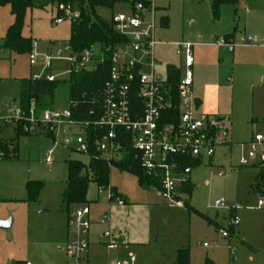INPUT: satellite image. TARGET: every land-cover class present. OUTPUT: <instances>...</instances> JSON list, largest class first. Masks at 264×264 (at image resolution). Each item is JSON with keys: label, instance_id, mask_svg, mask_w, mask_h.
<instances>
[{"label": "rangeland", "instance_id": "1", "mask_svg": "<svg viewBox=\"0 0 264 264\" xmlns=\"http://www.w3.org/2000/svg\"><path fill=\"white\" fill-rule=\"evenodd\" d=\"M148 1L156 8V40L164 44L155 48L156 72L162 77L166 76L168 68H175L173 65L180 67L183 61L176 55L177 50L167 44L188 43L197 37H203L204 41L211 34L222 37L212 41L222 47L224 60L213 70L219 89L212 92L203 88L201 91L207 95L209 103L219 107L222 112L214 115L202 110V113L230 117L227 125L229 136L226 144L217 148L214 158L203 159L202 164L193 169L190 179L195 190L186 201L206 218L217 220L226 230L209 225L205 219L189 213L185 207L173 206L153 187L142 188L136 175L112 168L110 186L129 201L118 221L128 239L133 240L134 245H141L134 246L131 251L140 258L141 264H167L175 252L183 248L190 250L193 264H205L207 259L216 264H229L232 257L238 259V264H264V207H259V201L264 200V196L253 193L250 188L259 159L252 161L248 167H240L241 157L248 153L245 149L247 144L256 136L264 138V0H238L237 6L224 5L219 23L214 21L211 13L212 0ZM58 7L59 3L44 9L29 10L26 14L22 35L37 42L35 51L41 54L37 65L32 67L30 54H18L2 47V40L14 18L9 6H0L2 117L7 116L9 110L20 107V81L41 74L43 54L55 56L57 52L66 50L71 39L72 22L68 20L60 26L53 24ZM129 11L124 4H117L114 9L95 8L96 15L107 23H111L117 14ZM164 18L169 19L168 27L163 25ZM225 35L235 36L234 56L228 48H223L227 46L223 40ZM249 37L257 41L253 45L258 47L243 46V41ZM239 47L243 48L240 50ZM69 69L68 62H53L52 74L58 75L57 87L54 97L43 102V109L65 111L70 108ZM21 126L18 128L21 129ZM0 127L4 129L0 139L11 141L15 126L0 120ZM75 129L72 128V131ZM24 135L27 136L20 139L18 159L0 160V216H8L9 220L15 222L11 229L0 230V261L4 260L7 264H13L15 257L23 255L26 247L22 242L34 240L37 244L38 236H49L50 232L45 233V229L58 223L59 215L52 210H63L67 163L89 162L84 155L57 148L54 162L47 164V153L55 147L53 139L31 136L25 132ZM62 139L61 135L60 141ZM9 150H12L11 146ZM219 173H223V177H219ZM30 181L43 184L36 202L27 200L25 190ZM109 198L108 189L99 192L97 184L91 183L87 202L71 207L70 213L78 207L89 206L94 219L105 212L114 214L122 209ZM221 199L227 207L237 209L234 213L237 212L238 226L243 229L239 232L237 229L240 226H236L235 234L230 233L229 239L222 236L231 228L229 213L213 208L214 203ZM231 215L233 218L234 215ZM17 240L21 241V245ZM204 244L207 246L204 247ZM37 246L30 244L27 249L29 247L28 250L34 254Z\"/></svg>", "mask_w": 264, "mask_h": 264}, {"label": "built area", "instance_id": "2", "mask_svg": "<svg viewBox=\"0 0 264 264\" xmlns=\"http://www.w3.org/2000/svg\"><path fill=\"white\" fill-rule=\"evenodd\" d=\"M57 10L53 19L56 26L81 17V11L75 5L59 3ZM111 24L115 33L125 41L114 49L106 50V53H111L112 66L110 78L102 91L101 116L97 122L74 120L71 108L76 105L72 103L65 111L44 110L39 113L35 102H32L28 112L19 107L5 117L0 115V120L13 124L16 129L21 124V130L31 136L53 139L55 147L47 153V164L54 162L57 148L84 155L89 162L94 153L101 154L110 164L120 161L125 155L126 143L119 140L118 132L124 131L129 135L130 148L136 153L144 174L159 181V189L156 190L173 206L185 207L188 195L182 188L191 184L193 169L203 159L214 158L217 148L226 144L228 119L198 111L193 96V44H175L177 55L183 60L181 69L177 70L180 78L175 87L169 74L165 77L157 74L155 48L159 43L156 40V8L152 2L142 11L117 14ZM255 43L257 41L249 37L243 41V46H253ZM37 46L38 43L34 42L30 54L32 67L37 65L40 57L35 51ZM228 46L230 51L235 48L233 44ZM43 58L41 74L34 75L32 79L56 82L58 75L52 74L54 61L68 62L70 69L67 73L71 76L95 70L98 62L105 61V54L99 46L75 54L68 45L64 52L59 51L55 56L43 55ZM72 128H76L75 131ZM61 135L63 139L60 141ZM245 149L248 153L241 157L240 167H248L258 159L259 163H264L263 136H256ZM2 157L0 154V159ZM218 175L223 177V173ZM102 190L105 189L99 188V192ZM108 190L110 201L119 207L126 205L125 200L115 194L111 187ZM259 207H264V200L259 202ZM213 208L226 211L230 216L237 211L236 208L227 207L223 199L216 201ZM90 215L89 206L78 207L68 215V226L72 230V239L65 249L68 264H89ZM230 220V227L238 226L236 216ZM108 221L109 216L105 215L100 223L107 225ZM111 236L109 230L101 235L110 251L118 248L116 244L108 242ZM222 236L229 239L230 231L223 232ZM111 264H138V258L130 254L127 259ZM231 264H237L235 258Z\"/></svg>", "mask_w": 264, "mask_h": 264}, {"label": "trees", "instance_id": "3", "mask_svg": "<svg viewBox=\"0 0 264 264\" xmlns=\"http://www.w3.org/2000/svg\"><path fill=\"white\" fill-rule=\"evenodd\" d=\"M64 3L70 5H79L81 17L79 20L71 21V39L68 45L73 53L82 54L93 46H99L105 54V61L98 62L97 68L91 72H82L73 74L69 77L70 87V103L75 104L72 107L73 119L79 122L94 123L100 119L102 91L105 83L110 78L111 70V53H106L107 49H114L118 44L125 40L115 33L111 23H107L100 19L95 8L104 7L114 9L117 4H124L129 7L133 13L139 10V7L147 8L148 0H63ZM62 3L60 0H0L1 7L9 6L11 15L14 18V23L9 27L6 37L2 40L3 48L11 50L18 54H31L33 51L34 41L31 38H26L22 35L24 20L29 10L44 9L50 5ZM238 0H213L212 15L214 21H219L221 18V10L224 5L236 6ZM163 25L169 26V19H163ZM170 79L175 87L179 81V71L170 69ZM20 107L28 112L32 102H35L39 113L45 109L42 104L47 99L54 97L57 82H48L46 80L24 79L20 81ZM119 140L125 141L126 151L123 159L120 161H112V164L101 154L94 153L89 164L86 165L79 161H69L67 188L63 196V209L66 212L70 211L73 206H80L87 202L88 190L91 183L97 184L98 188H110V174L112 168H117L122 172H128L136 175L139 179V184L142 188L159 189V181L155 178L148 177L144 174L139 159L136 153L130 148L129 135L124 131H119ZM24 132L16 129L15 138L9 142L0 139V154L3 157L1 161L18 159V140L24 137ZM9 146L12 150H9ZM112 165V168L110 167ZM257 168L259 173L252 186V192L264 196V163H260ZM43 189L41 182L30 181L26 186L27 200L36 202L40 192ZM112 191L117 194L116 190ZM195 187L192 184L185 185L182 191L191 197ZM185 208L191 214H197L212 225L210 219L206 218L194 208L188 201L185 203ZM16 264H25L18 262ZM174 264H191L190 250L185 248L178 251L177 259Z\"/></svg>", "mask_w": 264, "mask_h": 264}, {"label": "crops", "instance_id": "4", "mask_svg": "<svg viewBox=\"0 0 264 264\" xmlns=\"http://www.w3.org/2000/svg\"><path fill=\"white\" fill-rule=\"evenodd\" d=\"M212 1H211V13H212ZM220 20L216 21V23H219ZM212 35L213 34L209 35V37H207L204 41H203V37H197L193 39V41H190L188 43L193 44V53L195 57V64L193 67V73H194L193 96L195 100L197 101L198 111L202 113V110H205L208 113L219 115L222 112L219 109V107L214 106V104L212 103H209L207 95L206 94L203 95V92H201L203 88L206 90L208 89L212 92L219 89L218 78L213 72V70H215L216 67L220 65V62L224 60L222 59V55H221L222 47L219 46V44H213V42L218 39H222V37L215 36V35H213L212 37ZM210 38L211 40H209ZM223 40L225 44L227 45L226 47H223V48L229 49L228 45L233 44V42H235L236 39L234 35H225L223 36ZM175 44L177 43L167 44V45H170L176 49ZM159 45H164V44L159 43ZM245 47L255 48V47H258V45L245 46ZM242 48L243 47H239L238 49L241 50ZM230 52L234 56L235 48L233 51H230ZM173 66H175V68L174 67L168 68L167 70V74H169V76H170V72H169L170 69L178 70L177 68H180L182 65L180 67H178V65H173ZM10 112L11 110H9V113ZM217 117H221V115ZM225 118L228 119V122H229L230 117H225ZM3 130H4L3 127H0V133H2ZM13 133H14V138H15L16 131L14 132L13 130ZM14 138H12V140ZM20 139L18 140V151H19ZM213 167L214 166L212 165V168ZM256 169H257L256 170L257 172L256 174L253 175L254 177H252L254 179L253 183H251L250 185L251 191H252V186L259 173V169L257 167ZM115 190L117 194L125 200L126 205L124 207H120L123 210L118 209L114 214L111 211H108V213L105 212L102 215V216H105V215L109 216V221L107 225H102L100 223V220L103 218L102 216L101 217L99 216L98 218L93 219V212L91 210L90 220L92 222V228H91V232L89 236V241H90V250H89V256H88L89 264H111L113 262L125 260L130 254H134L133 251H131L134 246H141V245H134L133 243L134 241L128 239V236H126V234L124 233V229L122 228V226L120 225L118 221V218L124 215V212L126 211L125 207L129 204V201L125 196L119 194L117 189ZM52 212H57V215H59L58 216L59 220L56 225L52 226L49 229H45L44 231L45 233L47 231L50 232L49 236H47L46 234H44L42 238L38 236V238L36 239L37 244L34 242V240L33 241L27 240L25 242H22L23 245H25L26 249L23 255H21L20 257H15V259H13L14 260L13 264H16L18 262H23L25 264H68L66 262L67 256H66L65 249H66L67 244L72 239V230L68 226V215L70 211L66 212L64 211V209L62 210L61 208L59 209V212H58V209L56 210L54 209L52 210ZM233 215L236 217L238 216L237 212L233 213ZM224 217L226 218V215ZM8 220H9L8 216L7 217L0 216V225L7 224V227H5L4 229L0 228V230L6 231V230L11 229L15 225L14 220L13 221L12 220L8 221ZM210 220L213 226L217 227L218 229L226 230L217 222V220H212V219ZM26 223H28V221ZM235 229L232 227L230 228L231 235L235 234ZM107 230H109L112 233V236L108 242L112 244H116L118 246L116 250H111V251L108 250L105 245L106 242L101 239V235ZM237 230L239 232H241V230L243 231L241 226ZM241 234H243V232ZM17 243L18 245H21V241L17 240ZM30 244L38 245L37 249H34L35 251L34 254H32L30 250H28L29 247L27 249V246H30ZM244 244L247 245L250 249L252 248V246L249 245L247 242H244ZM204 247H205V244H204ZM180 250L182 249H178L175 252L174 256H172V260L168 261L167 264H174L176 262L177 254H178V251ZM135 256L138 258V264H141L140 258L137 255ZM233 258L234 257H232L231 260H229V264L232 263ZM235 259H236V263L238 264V259L237 258ZM45 260L47 261V263ZM190 262L191 264H193L191 254H190ZM0 264H7V262H5L4 260H1ZM205 264H216V263L214 261H211L210 259H207Z\"/></svg>", "mask_w": 264, "mask_h": 264}, {"label": "water", "instance_id": "5", "mask_svg": "<svg viewBox=\"0 0 264 264\" xmlns=\"http://www.w3.org/2000/svg\"><path fill=\"white\" fill-rule=\"evenodd\" d=\"M144 8L143 7H139V10L142 11ZM5 227H7V224H1L0 228L4 229Z\"/></svg>", "mask_w": 264, "mask_h": 264}]
</instances>
